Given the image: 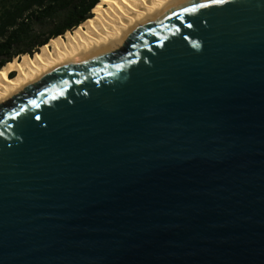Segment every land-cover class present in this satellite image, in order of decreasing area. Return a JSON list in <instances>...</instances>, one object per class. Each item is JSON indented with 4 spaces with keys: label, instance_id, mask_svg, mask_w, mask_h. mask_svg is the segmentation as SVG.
<instances>
[{
    "label": "water",
    "instance_id": "1",
    "mask_svg": "<svg viewBox=\"0 0 264 264\" xmlns=\"http://www.w3.org/2000/svg\"><path fill=\"white\" fill-rule=\"evenodd\" d=\"M0 264H264V0H180L1 102Z\"/></svg>",
    "mask_w": 264,
    "mask_h": 264
},
{
    "label": "bare ground",
    "instance_id": "2",
    "mask_svg": "<svg viewBox=\"0 0 264 264\" xmlns=\"http://www.w3.org/2000/svg\"><path fill=\"white\" fill-rule=\"evenodd\" d=\"M178 1L99 0L89 19L51 38L32 55L14 57L0 69V103L57 68L120 43L138 24Z\"/></svg>",
    "mask_w": 264,
    "mask_h": 264
},
{
    "label": "trees",
    "instance_id": "3",
    "mask_svg": "<svg viewBox=\"0 0 264 264\" xmlns=\"http://www.w3.org/2000/svg\"><path fill=\"white\" fill-rule=\"evenodd\" d=\"M98 1L0 0V69L89 19Z\"/></svg>",
    "mask_w": 264,
    "mask_h": 264
},
{
    "label": "rangeland",
    "instance_id": "4",
    "mask_svg": "<svg viewBox=\"0 0 264 264\" xmlns=\"http://www.w3.org/2000/svg\"><path fill=\"white\" fill-rule=\"evenodd\" d=\"M13 75V74H12Z\"/></svg>",
    "mask_w": 264,
    "mask_h": 264
}]
</instances>
